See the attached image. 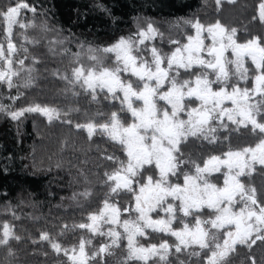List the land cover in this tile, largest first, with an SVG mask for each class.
Listing matches in <instances>:
<instances>
[{"label": "snow or ice", "instance_id": "snow-or-ice-1", "mask_svg": "<svg viewBox=\"0 0 264 264\" xmlns=\"http://www.w3.org/2000/svg\"><path fill=\"white\" fill-rule=\"evenodd\" d=\"M216 3L219 5L221 0ZM259 9V19L264 22V2ZM24 10L33 13L31 20L22 16ZM36 14V8L26 0L0 9V25L7 41L6 49L0 42V85L17 89L16 96L7 97L13 102L23 96L20 87H31L38 78L33 75V66L25 67L29 49L13 43L14 26L24 30L39 27L44 33L55 31L46 21L38 26ZM136 27V33L121 36L106 47L89 45L85 49L80 44L76 52L61 48L63 55L71 57L73 67L70 74L54 71L67 82L68 87L63 90L66 95L70 92L76 97L82 91L98 102V94H104L111 104L119 103L110 114L98 111L86 123L75 124L76 129L87 132L89 140L97 135L107 138L119 146L125 157H105L116 165L112 172H105L103 183L109 193L99 212L89 215L91 223L79 225L93 234L109 237L111 243L102 244L89 255L86 245L91 240L81 238L77 251L75 246L62 249L47 233H42L40 239L49 241L57 253L63 250L71 264H90L100 254L113 255L111 249L119 247L122 239L127 240L122 264H154L156 258L162 264H170L169 257L178 258L180 254L199 257L202 264H228L238 245L251 248L257 241L264 242V200L254 186L242 180L252 174L255 165L264 166V39L253 36L240 43L237 29L227 30L219 21L204 25L198 18L182 19L174 25L180 38H169L172 50L165 53L154 43L158 37L163 41L164 36L152 22L146 28L139 24ZM20 35L32 45L44 39L29 37L26 32ZM66 39L48 40L49 51L55 52L56 46L64 45ZM21 51L24 58L16 60ZM32 59L34 64L39 62ZM24 72L27 76L23 77V84L16 83ZM249 83L252 87H248ZM3 99L0 96V113L14 121L25 113H38L49 124L61 121L72 125L71 115L80 112L79 108L64 111L41 104L12 110L13 105L3 103ZM225 119L238 127L250 126L253 135L259 136L258 142L213 155L202 166L182 158V144L190 137L215 142L218 130L228 127ZM188 165L194 171H184ZM214 174L223 175L222 185L213 182ZM181 176L183 183L178 182ZM121 193L130 195L134 205L130 201L121 209L119 201L110 202L111 196ZM81 195L87 197L91 192L86 190ZM7 210L12 211V205ZM160 212L164 215L153 218ZM205 212L209 213L206 217ZM123 213L128 218L122 219ZM12 214L18 219L14 211ZM104 224L109 225L107 232L102 230ZM149 230L174 237L176 242L170 245L164 240L145 246L140 239L147 238ZM12 239L19 241L21 237L15 235L8 221L0 222V245L7 247ZM8 255H14L11 247ZM179 264L185 261L180 260Z\"/></svg>", "mask_w": 264, "mask_h": 264}, {"label": "trees", "instance_id": "trees-1", "mask_svg": "<svg viewBox=\"0 0 264 264\" xmlns=\"http://www.w3.org/2000/svg\"><path fill=\"white\" fill-rule=\"evenodd\" d=\"M17 0H0V9L10 6ZM36 8L35 22L39 26L47 22L55 31L44 33L36 29H20L14 26L13 43L23 44L29 49V59L25 67L33 66V75L38 78L29 88L20 87L23 96L15 102L7 99L16 96L17 89H8L0 85L3 103L13 105L17 110L32 104L43 105L45 88L56 87L67 82L54 75L59 69L60 75L71 73V57L63 55L61 48L71 52L78 51L83 44L85 49L91 45L102 47L121 36L137 30L149 21L153 24L174 26L177 21L186 18L220 19L226 25L241 24L257 13L264 0H26ZM22 16L33 18L31 11H22ZM29 37L44 39L38 45L23 41L21 33ZM64 39V45L49 51L48 40ZM0 42L5 43L3 25H0ZM21 51L16 60L23 59ZM38 63H33V59ZM19 67V65H15ZM16 83L23 84V77ZM15 79V78H14ZM65 89V88H64ZM63 89V90H64ZM49 95L51 104H56V89ZM73 96H70V99ZM65 102L69 101L64 96ZM45 117L38 113H25L18 121L5 113H0V222L8 221L13 225L19 241L12 239L6 247L0 245V264H71L63 250L57 253L51 243L41 240V234L47 233L60 243L62 249L77 248V241L83 229L79 227L90 211L98 208L104 198L107 187L104 185L105 172L111 164L98 148L90 144H80L72 125L67 123L46 124ZM86 190L90 196L81 195ZM12 205V211L7 210ZM61 233H63L61 235ZM35 241V242H34ZM8 247L14 252L8 255ZM91 254L92 250L86 249ZM259 252V251H258ZM257 252V253H258ZM71 255V252H69ZM261 255L257 254V258ZM241 259L245 264L251 260L249 252ZM115 264L107 255L97 257L90 264ZM228 264H234V256L228 258ZM262 264V263H257Z\"/></svg>", "mask_w": 264, "mask_h": 264}, {"label": "flooded vegetation", "instance_id": "flooded-vegetation-1", "mask_svg": "<svg viewBox=\"0 0 264 264\" xmlns=\"http://www.w3.org/2000/svg\"><path fill=\"white\" fill-rule=\"evenodd\" d=\"M259 11L260 9L258 7L257 13L250 19L249 23H252V26L246 25L247 24L246 21H240L241 24H235V25H226L225 23L221 22L220 19H203L200 21L204 25L215 24L217 21H219L220 24L223 25L227 30H231L232 28L237 29L236 39L238 42L243 43L251 39L253 36L264 39V22H262L259 19ZM186 19H191V18H186ZM192 19L195 20V18H192ZM153 26L157 28L159 32L162 33L164 36L163 41H161L158 37L154 42L155 45L158 48H161L165 53H169L172 50V47L169 45L168 39L169 38H172V39L180 38L178 30L174 26L163 24V23L153 24ZM141 27L146 28L147 24ZM137 31L138 29L124 36H129L133 33H136ZM188 33L192 34L191 28H188ZM118 39L112 41L108 45L113 44ZM208 42L210 43V41ZM108 45H104L102 47H106ZM150 46L151 44H149V47ZM109 64H111V60H109ZM184 78H187V76H185ZM248 87H252V84L249 83ZM64 88L66 87L63 84L57 85L56 87H53V85L52 86L48 85L45 88L44 97H43L44 98L43 105L57 106V107L62 108L64 111H67L69 107L79 108L80 112L78 114L73 113L71 115V119L73 121V127L76 131V135H78L79 138L83 139V140L79 139L80 144L81 143L90 144L93 147V149L97 147L100 153L105 157L111 154H115L117 156H121V158L124 159L125 157L123 156L119 146L110 142L107 138H103L97 135V136H94L91 140H89L87 132L85 130H78L75 128L76 123H86L88 119L92 117L93 115H95V113H97L98 111L103 112L105 114H110L112 111L117 110V108L119 107L118 101L115 104H111L109 100H106L104 98V94H98V102H94L92 101L90 93H84L82 91L79 96H76V97L73 96V98L70 99L71 93L69 92L66 95L63 91ZM54 89H56L58 93L59 101L56 104H51L52 102L50 101L49 95L53 93L52 90ZM76 90L80 91L79 88H77ZM64 96H68V99L70 100L65 102ZM228 106H231V105L229 104ZM60 122L61 121H54L52 123H60ZM97 122L99 123L102 121H97ZM128 122H130V120ZM45 123L48 124V121L46 120ZM225 123L228 125V127L221 128L218 130V132L216 133L217 139L215 142H209V141L203 140L202 138L197 139L194 137H190L187 142L181 145V152L183 153L182 158H185V159L190 158L192 160L197 161L202 166L203 162L213 155H218V156L222 155L223 153L227 152L229 149L237 150V149H242L245 146H254L258 142L259 136L253 135L250 126L247 128L243 126L238 127L237 125L231 124V122L227 121L226 119H225ZM109 162L111 164V167H110L111 170L109 171L110 173L113 171L116 165L113 164L111 161ZM254 168L255 170L252 172V174L250 176L243 177L242 180L246 185L254 186L258 190V192L261 193V199L264 200V166L255 165ZM189 170L194 171L191 165L185 166L184 171H189ZM148 174H151V171L146 172L145 176ZM223 179L224 177L222 174H214L213 176V182L219 185H222ZM173 182H177L175 178H173ZM178 182L183 183L182 176L180 177ZM106 187H107L106 193L104 195V198L100 206L96 208L94 211H90L86 217V220L82 224L91 223V221L89 220V215L91 213H98L99 209L103 207V201L105 200L106 195L109 193V187L108 186ZM109 199H110V202L112 203H116L117 201H119V205L121 209H123L124 207H127L130 201L134 205V201H132L131 196L127 194H123V193H121L118 196H111ZM208 214H209L208 212H205L204 213L205 217ZM163 215L164 214L160 212L158 215L154 214L153 218H159L160 216H163ZM124 218H128V215L126 213L122 214V219ZM179 226H180L179 224L176 225V227H179ZM108 228H109V225H106V224L102 225V230L104 232H107ZM117 230L121 232L123 231L122 229H117ZM81 238L92 241L90 245H86V249L92 250V251H97L102 244L111 243V240L109 237L107 236L101 237L97 234H93L86 228L83 229L82 236L77 241L78 246H79V242ZM164 240L168 241L170 245H173L176 242L174 237H171L166 234L151 233L149 230L148 237L141 238L140 243L145 244V246H147L148 244H152V243L159 244L160 242ZM111 251L113 252V255H108L106 253L105 255L112 258L115 264H122V262L125 260V257L127 255V240L122 239L120 241V246L113 247ZM172 251H174V249H172ZM246 252H249V255L251 258V260H249L250 261L249 264H252L253 260H255V264L257 263L264 264V242L257 241L256 244L252 245L251 248H249L246 245H238L236 247V251L230 255V256L232 255L234 256V264H245L246 263L245 260L241 258L246 255ZM257 254L261 256L257 258ZM101 255H104V254H101ZM180 260L185 261V264H202L201 258L195 257V256L189 258L187 254H180L178 258L175 255L169 257L170 264H179ZM154 264H162V262H160L158 258H156L154 260Z\"/></svg>", "mask_w": 264, "mask_h": 264}, {"label": "rangeland", "instance_id": "rangeland-1", "mask_svg": "<svg viewBox=\"0 0 264 264\" xmlns=\"http://www.w3.org/2000/svg\"><path fill=\"white\" fill-rule=\"evenodd\" d=\"M5 39H6V37H5ZM4 47H5V49L7 48V41L4 43Z\"/></svg>", "mask_w": 264, "mask_h": 264}]
</instances>
